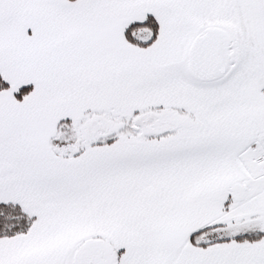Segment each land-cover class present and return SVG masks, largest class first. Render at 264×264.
Wrapping results in <instances>:
<instances>
[{"label": "snow or ice", "instance_id": "1", "mask_svg": "<svg viewBox=\"0 0 264 264\" xmlns=\"http://www.w3.org/2000/svg\"><path fill=\"white\" fill-rule=\"evenodd\" d=\"M0 264H264V0H0Z\"/></svg>", "mask_w": 264, "mask_h": 264}]
</instances>
